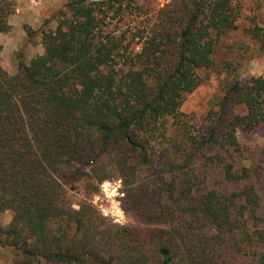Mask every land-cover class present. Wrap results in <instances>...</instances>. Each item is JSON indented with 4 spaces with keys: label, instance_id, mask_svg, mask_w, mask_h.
<instances>
[{
    "label": "trees",
    "instance_id": "obj_1",
    "mask_svg": "<svg viewBox=\"0 0 264 264\" xmlns=\"http://www.w3.org/2000/svg\"><path fill=\"white\" fill-rule=\"evenodd\" d=\"M244 1L172 0L152 22L113 29L149 5L67 0L55 29L27 28L44 52L19 56L13 74L0 44V215L13 213L0 249L11 264H264L263 173L241 141L264 129V78L231 80L208 124L182 110L210 73L232 70L223 50ZM14 10L0 0V34ZM246 31L264 50V24ZM112 171L139 225L105 226L90 202ZM72 190L86 197L75 204Z\"/></svg>",
    "mask_w": 264,
    "mask_h": 264
},
{
    "label": "rangeland",
    "instance_id": "obj_2",
    "mask_svg": "<svg viewBox=\"0 0 264 264\" xmlns=\"http://www.w3.org/2000/svg\"><path fill=\"white\" fill-rule=\"evenodd\" d=\"M15 3V10L9 16L10 28L0 34V44L2 46L1 64L10 73H15L19 64V56L28 64L35 56L44 52V45L38 35L33 38L28 35L27 28L38 31L43 24L49 20L47 28L55 29L58 25L56 13L64 6L67 0H12ZM141 3L149 5L148 17L142 18L126 16L124 21L118 22L119 18L110 19L113 29L116 27L126 28L125 23L139 25L144 21L152 22L161 10L172 0H141ZM241 12L240 29L227 39L224 45L223 54L233 63L232 70L224 73H210L202 85L192 94L188 95L182 110L187 113L194 122L200 126L208 124L219 110V102L224 94L227 84L235 79H245L251 76H261L264 78V50L260 44L249 37L246 29L254 23L264 24V0H247L243 3ZM117 22V24H116ZM116 25V26H115ZM131 29V33H133ZM129 34V33H128ZM129 34V35H130ZM207 75V74H206ZM236 111H242L237 107ZM246 151L244 163L247 165L261 164L260 170L263 175L257 181L258 189L262 195L261 212L264 216V160L261 152L264 147V129L254 133L250 137H242ZM106 164L109 160L104 161ZM112 178L100 184V191L90 196V202L97 209L101 217L105 220L104 225L109 226H135L140 221L132 214L128 213L123 206L125 195V184L123 179L115 172H111ZM73 203H78L86 197L84 190L69 192ZM75 207H77L75 205ZM13 217L9 210L0 215V222L7 226ZM14 256L8 249H0V264H11Z\"/></svg>",
    "mask_w": 264,
    "mask_h": 264
}]
</instances>
